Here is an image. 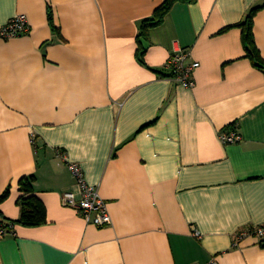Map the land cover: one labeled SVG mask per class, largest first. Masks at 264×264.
Returning a JSON list of instances; mask_svg holds the SVG:
<instances>
[{
  "label": "crops",
  "instance_id": "0c3cea01",
  "mask_svg": "<svg viewBox=\"0 0 264 264\" xmlns=\"http://www.w3.org/2000/svg\"><path fill=\"white\" fill-rule=\"evenodd\" d=\"M163 2L0 0V28L29 24L0 38V215L19 219L23 177L46 208L45 223L0 238V264H264V243L233 244L264 222V70L239 25L258 8L264 61V0H177L141 61V22ZM181 48L199 63L191 88L167 78ZM224 131L241 139L225 145ZM64 154L110 224L62 204L80 196Z\"/></svg>",
  "mask_w": 264,
  "mask_h": 264
},
{
  "label": "built area",
  "instance_id": "2783aa9c",
  "mask_svg": "<svg viewBox=\"0 0 264 264\" xmlns=\"http://www.w3.org/2000/svg\"><path fill=\"white\" fill-rule=\"evenodd\" d=\"M29 30L28 19L24 14H16L7 23L0 28V38L7 39L23 35ZM191 51L188 48H181L174 51L167 59L165 66L169 70L168 79L184 86L191 88L194 81L191 78L192 71L199 66L198 62H191ZM219 139L223 144L236 143L241 139L237 131H224L220 133ZM36 137L31 132V142L35 143ZM70 170L77 190L80 196H76L74 191H67L62 194V204L75 209L87 223H92L96 226H104L111 223V216L108 211L106 202L102 199L98 192L97 185L89 184L81 167L71 161L66 160L65 154L62 155ZM14 224L7 225L0 223V238L7 233H12ZM194 235L199 237L200 234L194 231ZM247 238H253L258 243H264V222L242 230L237 233L234 245L240 244Z\"/></svg>",
  "mask_w": 264,
  "mask_h": 264
},
{
  "label": "trees",
  "instance_id": "16d2710c",
  "mask_svg": "<svg viewBox=\"0 0 264 264\" xmlns=\"http://www.w3.org/2000/svg\"><path fill=\"white\" fill-rule=\"evenodd\" d=\"M177 0H164V2L158 6L152 13L149 18L142 20L139 33L137 35V42L139 43V55L140 60L142 61V55L145 51L144 42L147 39L148 29L153 26H157L162 23L165 15L168 13L172 5ZM258 8L251 9L246 15L245 19L239 23L243 27L242 39L247 51V57L251 59L253 64L264 70V61L261 58L259 51L255 47L253 33H252V19ZM32 177H23L21 179L20 189L23 192L22 195L18 198V204L20 206V217L18 220H11L4 218L0 215V223L7 225L8 223L12 224H22L24 226H37L45 223L46 221V208L43 202L36 197L33 193L31 186ZM8 191H5L1 196L2 200Z\"/></svg>",
  "mask_w": 264,
  "mask_h": 264
}]
</instances>
